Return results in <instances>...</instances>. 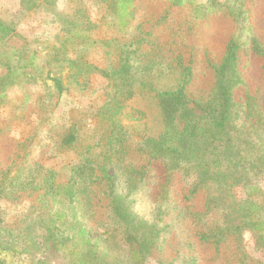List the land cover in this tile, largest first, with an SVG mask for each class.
<instances>
[{"label": "rangeland", "instance_id": "obj_1", "mask_svg": "<svg viewBox=\"0 0 264 264\" xmlns=\"http://www.w3.org/2000/svg\"><path fill=\"white\" fill-rule=\"evenodd\" d=\"M169 1L136 0L126 22L120 24L111 16L109 0H0V19L11 23L17 32L0 41V47L4 43L0 58L7 60L10 58L6 56H9L14 63L21 58L22 63L31 64L23 70L38 71L34 82L27 75L18 76L20 83L9 88L6 101L0 106V127L4 128L0 133V172L7 169L10 150L19 142L26 145L22 152H31L30 157L25 156L28 163L37 160L56 170H67L84 154L97 159L102 151L107 155L105 141L118 129L110 127L103 110L107 97L115 89L98 71H93L88 82L83 80V85L73 84L64 91L47 121H42L38 127L39 120L37 122L35 116L28 115V107L35 102L33 96L45 90L43 82H51L49 70H52L50 75H54L59 66L65 65L62 71L65 74L71 60L77 58L99 69H108L110 64L117 66L122 48L132 42L131 53L138 81L133 86V95L117 109L114 119L121 125L119 131L126 138L125 164L146 166L145 177L134 197V209L148 221L158 217L165 225L162 250L149 257L146 264H161L160 259L174 254L179 256L178 262L175 258V264H183L191 257L195 259L193 264H242L244 253L246 262L254 264L258 259L264 260V250L256 248L254 235L250 232L245 233L242 246L232 238L222 241L219 246L198 239L197 225L191 214L203 211L205 196L203 191L189 196L194 176L170 172L165 160L149 161L136 150V144L143 136H156L161 132L162 121L155 93L173 89L180 83V63L190 67V80L186 85L189 95L196 99H206L210 95L214 71L208 56L214 63L219 62L228 36L234 31L238 33L232 16H226L228 6L243 3L246 8L252 4V16L247 23L264 43V0H192L196 5L205 4L201 13L189 2L176 6L165 20V7ZM250 35L251 30L245 31L243 39ZM184 47L187 50L184 55L176 56L177 49ZM239 68L243 79L235 89L240 115L237 122L244 123V129L248 128L253 138L263 143L264 152V59L252 52L250 44H245ZM6 72L0 65V76ZM26 94L30 97L23 103ZM246 94L257 100L253 111L246 112ZM113 103L109 104L110 108L114 107ZM24 114L25 119L20 117ZM72 124L78 126L81 139L93 145L92 151L87 153L79 147L58 151L53 146L52 141H58ZM111 152L108 154L114 151ZM257 184L261 189L238 186L233 192L238 199L252 196L264 207V175L257 178ZM30 204L31 199L17 203L1 199L0 209L7 216V223L12 224L27 212ZM215 217L213 212L205 219L215 220ZM104 220L110 228H118L113 216ZM12 234H16L15 231ZM6 238L7 235L0 234V245L16 243ZM110 238L114 242L122 240L119 231L112 232ZM123 252H115V256L125 259ZM0 258L1 264H74L75 260L69 252L60 253L54 259L37 251L24 253L14 249L0 252Z\"/></svg>", "mask_w": 264, "mask_h": 264}, {"label": "trees", "instance_id": "obj_2", "mask_svg": "<svg viewBox=\"0 0 264 264\" xmlns=\"http://www.w3.org/2000/svg\"><path fill=\"white\" fill-rule=\"evenodd\" d=\"M135 2L109 0L107 4L114 21L124 24ZM189 2L195 5L198 13L205 7V4L196 5L192 0H170L165 7V20L176 6ZM251 5L249 3L245 8L241 3L225 9L226 16H232L233 25L238 27V33L234 31L228 36L219 62L214 63L208 56V63L214 71L210 95L206 99L189 95L186 85L190 80V67L180 63V83L173 89L155 93L160 108L161 132L156 136H143L137 142L136 150L149 161L165 160L172 173L179 171L185 176H194L189 196L201 191L205 196L203 211L191 214L197 225L195 234L200 241L219 246L222 241L232 238L242 246L245 233L250 232L254 235L256 248L264 250V207L252 196L238 199L233 192V188L238 186L258 187V190L257 178L264 175L263 143L256 137L254 139L248 128L244 129V123L237 122L240 115L235 96V89L243 79L239 61L244 45L250 44L252 52L264 59V43L254 34L252 25L247 23L252 16ZM249 30L250 37L243 39L244 32ZM16 33L11 23L0 19V41ZM131 44L127 43L122 48L118 65L110 64L108 69H99L77 58L71 60L65 74V65L59 66L54 75H50L52 70H49L51 82H43L45 90L33 96L35 102L28 107V115L35 116L37 122L39 120L37 127L42 121H47L64 91L73 84L83 85L93 71H98L115 89L107 97L103 112L110 127L118 131L111 132L105 141L107 155L102 151L97 159L84 154L67 170H56L37 160L33 164L28 163L25 156L30 157L31 152H22L26 145L21 142L10 150L9 165L0 172V200L17 203L31 199V204L27 212L12 224L7 223V216L0 209V234L16 242L0 245V252L13 249L24 253L37 251L54 259L60 253L69 252L75 259L74 264H146L149 257L162 250L165 225L158 217L148 221L134 209V197L145 177L146 166L125 164L126 138L119 131L121 125L114 119L117 109L133 95V86L138 81ZM186 51V47L178 48L176 56H182ZM6 57L10 59L0 58V65L7 71L0 76V106L8 97L9 88L20 83L18 76L27 75L34 82L38 74L31 68L27 69L28 72L23 70L31 64L22 63L21 58L14 63L13 58ZM29 97L30 94H26L22 102ZM112 102H115L114 107L110 108ZM245 102L246 112L256 109L257 100L252 95L246 94ZM20 117L25 119V114ZM3 129L1 126L0 133ZM52 144L58 151L78 147L85 152L94 149L91 143L81 139L78 126L74 124ZM21 157L22 160H18ZM213 212L215 220L205 219ZM110 216L118 228H110L104 222V218ZM14 231L16 234H12ZM115 231L121 233L122 240H111L110 235ZM17 244L20 246L15 247ZM122 251L125 259L115 256V252ZM246 256L244 253L242 264H251L246 262ZM175 258L178 262L179 256L175 254L165 260L160 259V262L175 264ZM193 263L195 259L192 257L183 262ZM254 264H264V260L258 259Z\"/></svg>", "mask_w": 264, "mask_h": 264}]
</instances>
